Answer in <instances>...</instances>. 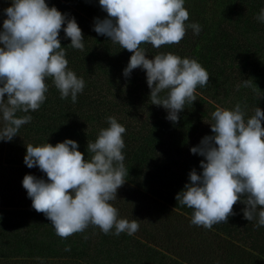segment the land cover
Listing matches in <instances>:
<instances>
[{
  "label": "trees",
  "instance_id": "trees-1",
  "mask_svg": "<svg viewBox=\"0 0 264 264\" xmlns=\"http://www.w3.org/2000/svg\"><path fill=\"white\" fill-rule=\"evenodd\" d=\"M216 1V8L221 6L223 11L210 25L202 7L196 11L184 3L189 12L185 24L199 23V35L187 28L179 44L159 49L141 45L149 59L158 52H172L197 60L209 73L208 84L197 86V100L186 104L174 123L166 119L168 113L162 106L151 104L144 70L134 69L130 77H124L132 53L93 30L96 18L107 17L99 0H45L49 7L74 17L82 30V51L72 48L70 38H65L66 25L58 38L68 68L84 79L85 88L73 103L71 97L61 99L52 78H46V100L39 110L27 113L31 122L21 126L10 142L0 140V264H264V226L257 228L255 220L244 218L246 205L237 202L236 214L228 223L205 229L192 225L193 210L175 199L190 182L191 170L202 172L204 157L190 149L204 136L213 135L207 112L216 107L204 96L230 94L235 78L249 79L253 87L235 90L237 102L242 108L247 105L246 118L255 107L264 111V47L254 39L264 35V22L256 19L264 0ZM11 3L0 0V30L7 18L4 9ZM21 115L25 113H17ZM109 116L126 128L122 151L129 170L117 199L110 203L120 218L138 219L139 230L131 236L126 232L117 236L114 229L104 234L90 225L62 239L46 216L32 208L22 186L26 174L47 180L38 167L28 168L24 163L26 145L47 142L55 146L71 139L87 159L88 140L94 141L99 129L108 126ZM203 116L207 118L204 123ZM69 246L71 250L65 251Z\"/></svg>",
  "mask_w": 264,
  "mask_h": 264
},
{
  "label": "clouds",
  "instance_id": "clouds-1",
  "mask_svg": "<svg viewBox=\"0 0 264 264\" xmlns=\"http://www.w3.org/2000/svg\"><path fill=\"white\" fill-rule=\"evenodd\" d=\"M185 0H99L107 13L96 18L93 30L109 38L121 49L131 52L123 70L125 78L141 68L146 72L151 104L162 106L166 119L178 122L186 104L197 100V86L209 82V73L195 59L181 58L172 52H158L149 59L142 44L159 49L163 45L179 44L187 28L195 35L201 32L199 23L185 24L189 12ZM6 19L0 30V140L11 141L21 126L39 110L48 92L46 78L60 93L61 99L71 97L77 102L85 81L68 68L65 48L59 37L62 26L70 46L84 49V36L75 18L49 7L45 0H12L4 9ZM264 22V8L256 16ZM244 87L251 81L244 79ZM163 93V95H161ZM7 95V99H5ZM245 104L238 102L232 109L217 106L211 113V132L204 136L191 153L204 157L201 173L192 169L189 183L176 196L181 206L192 209L191 224L211 229L228 223L235 215L233 206L246 205L243 216L255 227L264 226V111L255 107L246 118ZM18 112L25 115L17 116ZM108 126L98 131L94 141L88 140V158L78 151L71 139L55 146L43 143L26 145L24 163L38 167L47 180L26 174L22 181L32 201V208L43 213L62 239L84 232L90 225L104 234L113 229L115 235L135 234L138 219L120 218L110 202L126 182L123 134L126 128L114 116L107 117ZM86 238V237H85ZM70 251V246L64 249Z\"/></svg>",
  "mask_w": 264,
  "mask_h": 264
},
{
  "label": "rangeland",
  "instance_id": "rangeland-1",
  "mask_svg": "<svg viewBox=\"0 0 264 264\" xmlns=\"http://www.w3.org/2000/svg\"><path fill=\"white\" fill-rule=\"evenodd\" d=\"M195 3V4H194ZM216 0H207L206 2H201L199 4V1H193L191 2V0H185V4H188L187 6L189 7V9H194V10H201V7L203 8L204 11H206V16L205 19L206 21H208L207 23L210 25L212 23H214V21H216L218 19V17L221 16V12L223 11L221 6H218L216 8ZM210 7V9L208 8ZM256 42H260L261 46L264 47V35H256L254 37ZM254 41V44H255ZM234 84H232L231 88H233V92L230 94H220L217 95L215 98H211V97H206L204 96L207 100H209L213 106L217 107H224V108H228L230 109L231 106L236 105V103H238V97L237 95H234L235 90L239 89L240 87H244L243 86V81L242 78H235L234 79ZM250 87H253L252 85ZM230 88V89H231ZM249 87H244V89H248ZM207 114H211V112H207ZM204 121H207V118L203 116L202 118V122L204 123ZM210 123V122H209ZM208 123V124H209ZM207 124V125H208ZM206 125V126H207Z\"/></svg>",
  "mask_w": 264,
  "mask_h": 264
}]
</instances>
